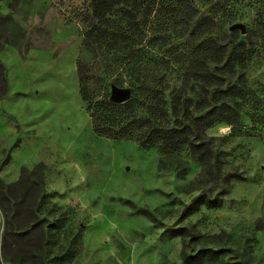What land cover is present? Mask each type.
<instances>
[{
    "label": "rangeland",
    "instance_id": "obj_1",
    "mask_svg": "<svg viewBox=\"0 0 264 264\" xmlns=\"http://www.w3.org/2000/svg\"><path fill=\"white\" fill-rule=\"evenodd\" d=\"M194 3L193 16L205 14ZM220 5L213 24L148 23L136 47L147 74L167 86L169 118L171 93L195 110L232 109L230 124L205 130L213 157L202 166L185 147L161 154L142 146L139 131L118 140L93 131L77 60L89 99L128 89L136 115L147 114L148 92L129 89L130 55L99 50L94 62L84 53L88 0H0V26L15 46L1 55L14 100L1 107L14 108L13 157L24 169L11 196L26 206L7 221L0 212V264H264V0ZM229 173L239 178L225 182ZM201 192L221 206L184 214Z\"/></svg>",
    "mask_w": 264,
    "mask_h": 264
},
{
    "label": "trees",
    "instance_id": "obj_2",
    "mask_svg": "<svg viewBox=\"0 0 264 264\" xmlns=\"http://www.w3.org/2000/svg\"><path fill=\"white\" fill-rule=\"evenodd\" d=\"M194 1L88 0L90 14L84 22L85 30L82 35L84 53L94 62L97 57L96 52L99 50H107L115 54L123 51L126 55H130L133 59L126 66L130 76L129 89L132 92L140 90L148 92L147 114L136 115L135 105L138 104L136 99L129 98L122 104H116L112 100L89 99L82 84L87 71L81 60H77L76 69L80 84L79 93L81 98L87 102L86 111L90 115L91 127L96 134L118 140L131 139L132 133L139 131L142 146L156 147L161 154L179 152L185 147L198 164L208 166L213 157V148L212 140L204 134L205 130L217 123L230 124L229 113L232 112V109L228 105L213 104L204 109L200 107L199 110H195L192 108V99L171 93L169 108L171 115L169 118L164 96L167 86L158 85L155 75L147 74L146 64L139 57L141 49L136 48L148 23L153 27L161 21L165 23L169 20L179 23H187L191 20L207 25L219 21L222 15L220 0H198L207 10L200 17L193 16V13L197 11ZM6 33L7 28H4L3 25L0 26V51L5 45L14 46L6 39ZM134 48H136L135 51ZM230 89H234V87ZM6 92L5 71L0 63V98H3ZM128 131L131 134H128ZM22 173H24V169H21V178L16 182L0 184V212L5 221L9 215L12 218L18 217V211L26 208L22 198L18 200L11 196L13 190L21 189ZM231 178L238 179L239 176L229 173L224 176V181L227 182ZM202 205L215 209L221 206V200L216 198L214 201H210L206 193L201 192L185 206L183 213L190 215ZM34 228V226L29 227L18 238L22 239L31 234ZM9 247L4 236L1 245L4 257Z\"/></svg>",
    "mask_w": 264,
    "mask_h": 264
},
{
    "label": "crops",
    "instance_id": "obj_3",
    "mask_svg": "<svg viewBox=\"0 0 264 264\" xmlns=\"http://www.w3.org/2000/svg\"><path fill=\"white\" fill-rule=\"evenodd\" d=\"M5 50V47L0 51V63L4 67L5 71V78H6V86H7V92L4 95L3 98H0V157L6 155V152L9 151L11 153V157H9V161L5 164L4 168L0 169V181H6V180H20L21 173L20 168L21 164L20 162H17L14 160L13 157L14 154H17L18 148L13 145L15 140L18 136V130H16V123H15V115L12 112L13 107L9 108V113H5L2 111L1 106H5L6 101L13 102L12 96H11V88L8 86V71L5 67V65L2 63V52ZM16 182V181H15Z\"/></svg>",
    "mask_w": 264,
    "mask_h": 264
},
{
    "label": "water",
    "instance_id": "obj_4",
    "mask_svg": "<svg viewBox=\"0 0 264 264\" xmlns=\"http://www.w3.org/2000/svg\"><path fill=\"white\" fill-rule=\"evenodd\" d=\"M232 29H240L241 33H244V29L242 26H233ZM129 91L127 89H119L113 87L111 90L110 97L111 100L116 104H122L123 102L127 101L129 99Z\"/></svg>",
    "mask_w": 264,
    "mask_h": 264
}]
</instances>
